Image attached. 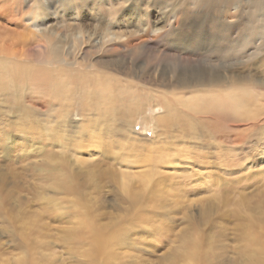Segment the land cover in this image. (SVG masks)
<instances>
[{"label":"rangeland","instance_id":"obj_1","mask_svg":"<svg viewBox=\"0 0 264 264\" xmlns=\"http://www.w3.org/2000/svg\"><path fill=\"white\" fill-rule=\"evenodd\" d=\"M41 1L46 15L39 0H0V43L40 52L43 30L66 38L62 24L84 19L71 60L89 43L115 78L81 100L93 82L74 78L64 103L35 86L0 100V264H264V126L200 122L186 99L211 73L240 98L264 90V0H91L83 13ZM126 79L149 97H123Z\"/></svg>","mask_w":264,"mask_h":264},{"label":"bare ground","instance_id":"obj_2","mask_svg":"<svg viewBox=\"0 0 264 264\" xmlns=\"http://www.w3.org/2000/svg\"><path fill=\"white\" fill-rule=\"evenodd\" d=\"M49 3L53 2V0H47ZM63 1V2H62ZM70 0H55L54 3L62 5L65 8H68V12L75 10L74 8H70L69 4L64 5ZM24 0H11V3H15L20 5ZM91 0H75V3L72 5L80 12L83 13L90 8ZM39 8H34L35 15L44 14L46 12L43 9L44 4L41 0H39ZM124 13V10L121 15ZM119 14V15H120ZM26 13L19 14L18 20L24 17ZM31 12L29 13V16ZM120 15V16H121ZM93 15H91L92 17ZM90 17V18H91ZM93 19V18H91ZM90 21L89 19H87ZM85 20H71L69 23L62 24L65 31L72 32L67 35V37L58 36V33L51 34L48 32H44V30L40 33L39 38L42 40V44L37 43L38 49H42L40 52L30 53L29 49H27V45L25 46V41H15L8 40L7 38H3L0 43V100L1 103H7L9 100H13L15 103L22 94L29 87H38L44 90H50L51 95L50 99L52 101H58L64 103L63 93L66 92L67 83L74 78L75 80V88L80 86H85L89 84L88 89H83L80 93V100L86 95L94 97L95 94L99 93L98 90H107L109 83H111L115 77L110 75V73L105 69L103 71L97 69L98 67L94 64H91L93 58L88 59L87 56L91 44L88 43L87 46L84 47L81 54L79 56H75L74 59L70 58V48H72L75 52L79 51L80 48L76 45V33L79 32V26ZM129 21V19H128ZM91 22V21H90ZM34 25H38V23H33ZM33 24H26L27 32L35 37L36 31L31 28ZM105 29H108L109 24H104ZM264 28V26H262ZM54 28V25L50 26V29ZM57 28V27H56ZM173 29V25L170 27ZM260 29V28H259ZM53 30V29H52ZM263 30V29H262ZM261 29L260 31L263 32ZM35 31V33H33ZM113 34H104L102 38H107L106 41H109V36ZM29 36L27 35L26 38ZM25 38V37H24ZM118 38V37H117ZM27 44V43H26ZM34 43H30L29 45L32 47ZM121 44V43H120ZM75 46V47H74ZM107 46L103 44L99 46V51L106 50ZM76 48V50H75ZM86 48V49H85ZM73 52V51H72ZM74 52V53H75ZM46 53L45 59H39L36 61L34 57L35 54ZM97 55V54H96ZM111 57V56H110ZM97 59H100V55H97ZM80 60H86L85 62H79ZM108 60L103 62L105 68L112 67L114 64L110 62L107 63ZM99 66V65H98ZM75 73V76L73 73ZM212 74V73H211ZM211 74L205 75L203 77L209 76L208 78H203L198 82H195L194 86L207 85L206 87L199 88V86L194 87L193 89H189L192 93V97H187L190 101V108L199 114L198 118L201 122H210L212 120H226L228 122V117L233 118L238 124L245 123L247 130L253 131L259 127L264 126V90L260 87L262 86H249L247 89H258L256 94H254V98H249V91L246 89L241 95L246 96L247 98H240L238 93V88L234 85L228 86L227 83V74H224V78L220 79L219 77L211 76ZM234 77L238 78L240 75L238 72L233 71ZM200 76V75H199ZM102 77V78H101ZM102 79V80H99ZM192 79V78H191ZM195 80L200 79V77L193 78ZM187 80V78H186ZM177 81V79H176ZM123 83L120 85L121 95L123 97L133 96L132 100H145L149 97L151 93L150 88H146L144 86H139L138 84L132 83L131 80H123ZM186 82V81H185ZM194 82V80H193ZM105 86L103 87V84ZM179 83V82H178ZM191 83V82H189ZM203 84V85H201ZM263 82L260 84L262 85ZM123 85V86H122ZM172 85V84H171ZM126 86V87H125ZM174 86V85H173ZM182 86V87H181ZM189 87V86H188ZM187 85L185 83H180L178 86L177 94L182 95L185 91H187ZM191 88V87H190ZM262 89V92H259ZM89 91V92H88ZM184 91V92H182ZM49 92V91H48ZM219 93V99L215 100L214 94ZM254 92V90H253ZM255 93V92H254ZM48 95V94H47ZM200 96H209L212 98L214 103V108H212L211 104L208 105H196L194 104V100L196 97ZM112 96L108 95L107 92H102L101 101L96 100L94 105H90L91 111L97 106H99L103 110V104H107L110 102ZM103 103V104H102ZM212 109L211 111H204ZM100 109H98L99 111ZM234 111V112H231ZM240 111V112H237ZM227 112V113H226ZM241 113L243 115H241ZM229 114V115H228ZM220 115H222L220 117ZM241 122V123H240ZM233 127H237L232 124ZM195 127V125H194ZM241 127V126H240ZM196 128V127H195ZM242 129V127H241ZM58 131V130H57ZM55 132V131H53ZM240 132V131H239ZM244 134V133H243ZM242 136V135H241Z\"/></svg>","mask_w":264,"mask_h":264}]
</instances>
